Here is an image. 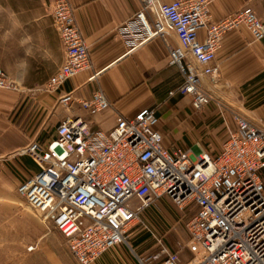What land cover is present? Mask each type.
Listing matches in <instances>:
<instances>
[{
  "label": "built area",
  "instance_id": "1",
  "mask_svg": "<svg viewBox=\"0 0 264 264\" xmlns=\"http://www.w3.org/2000/svg\"><path fill=\"white\" fill-rule=\"evenodd\" d=\"M140 1L122 32L134 46L177 37L178 44L169 45V63L180 68L184 82L170 95L190 96L195 110L215 101L203 80L218 74L214 61L224 34L245 25L255 40L264 41V19L251 6L210 24L214 0ZM53 18L66 52L47 83L50 92L91 66L70 0H54ZM18 88L0 67V89ZM75 99L68 93L60 103L69 106ZM78 102L93 115L112 108L101 88ZM234 118L219 152L203 150L195 159L182 147H165L156 107L120 116L110 130L93 129L81 117L66 119L47 144L32 141L21 150L38 171L17 192L42 223L64 236L78 264H93L128 243L134 229L148 228L144 212L162 197L181 209L195 208L186 227L201 252L188 264H264V126ZM153 236L158 249L142 264H182L179 252Z\"/></svg>",
  "mask_w": 264,
  "mask_h": 264
},
{
  "label": "crops",
  "instance_id": "2",
  "mask_svg": "<svg viewBox=\"0 0 264 264\" xmlns=\"http://www.w3.org/2000/svg\"><path fill=\"white\" fill-rule=\"evenodd\" d=\"M49 1L0 3V67L19 85L18 90L0 89V202L11 201L20 183L38 171L35 162L21 150L32 141L47 144L56 136L57 125L69 118L81 117L93 129L110 130L120 116H134L145 107H156L164 145L172 150L178 147L171 144L173 136H186L191 142L202 133L214 135L222 129L227 136L226 126L232 115L264 126V41L255 40L245 25L224 34L214 61L218 74L203 80L205 90L215 100L210 115H200L194 124L186 122L180 129L175 126L173 116L195 114L190 96L170 95L184 82L180 68L169 63V45L178 44V40L175 35L169 40L158 36L134 46L122 31L141 9L140 0H70L89 46L91 66L59 90L47 91V83L63 64L66 52ZM245 6H251L264 19V0H214L210 24ZM205 36L206 30L201 29L199 38ZM99 88L112 108L93 115L78 101ZM68 93L76 99L64 106L60 98ZM219 149L203 150L216 153ZM129 251L127 244L118 245L98 263L114 257V253L121 257ZM53 261L65 264L57 257Z\"/></svg>",
  "mask_w": 264,
  "mask_h": 264
},
{
  "label": "rangeland",
  "instance_id": "3",
  "mask_svg": "<svg viewBox=\"0 0 264 264\" xmlns=\"http://www.w3.org/2000/svg\"><path fill=\"white\" fill-rule=\"evenodd\" d=\"M2 1L0 0V3ZM11 2L32 3L34 0ZM49 6L53 18L54 0L49 1ZM191 108L195 113L193 117L175 115L171 119L179 129L183 128L186 122L191 121L194 124L193 120L200 115L209 116L211 104L202 110H195L192 104ZM191 112L188 110V114ZM231 117L230 125L235 124L234 116ZM215 132L214 135L202 133L198 138H192L191 142L186 136L179 139L173 136L170 141L174 146L189 150L195 159L203 149H219L227 139L223 129ZM194 213L195 208L181 209L169 198L162 197L144 212L143 218L148 228H139V231L133 230L129 233V241L126 243L130 247L129 252L121 257L114 253V257L98 263V259L110 254L105 252L93 264H142L149 254L158 249L154 234L162 238L171 250L179 252L182 264H188L196 256H200L201 252V248L191 241L186 227ZM55 257L60 258L65 264H78L70 253L64 236L52 225L42 223L39 213L28 207L16 189L11 201L0 202V264H54Z\"/></svg>",
  "mask_w": 264,
  "mask_h": 264
}]
</instances>
